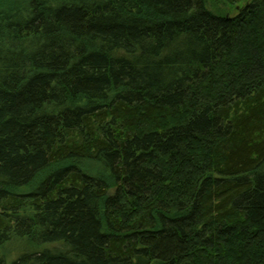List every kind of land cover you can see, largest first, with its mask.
<instances>
[{"label": "trees", "instance_id": "obj_1", "mask_svg": "<svg viewBox=\"0 0 264 264\" xmlns=\"http://www.w3.org/2000/svg\"><path fill=\"white\" fill-rule=\"evenodd\" d=\"M237 12L0 0V264H264V0Z\"/></svg>", "mask_w": 264, "mask_h": 264}, {"label": "rangeland", "instance_id": "obj_2", "mask_svg": "<svg viewBox=\"0 0 264 264\" xmlns=\"http://www.w3.org/2000/svg\"><path fill=\"white\" fill-rule=\"evenodd\" d=\"M250 1L251 0H243L239 5L230 7L216 0H206V6L211 12L215 14L235 16L238 13V9L243 7L247 2Z\"/></svg>", "mask_w": 264, "mask_h": 264}]
</instances>
